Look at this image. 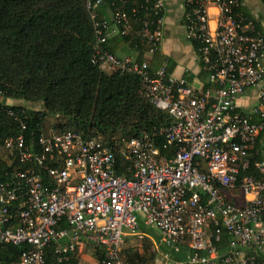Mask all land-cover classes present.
<instances>
[{
	"label": "built area",
	"instance_id": "built-area-1",
	"mask_svg": "<svg viewBox=\"0 0 264 264\" xmlns=\"http://www.w3.org/2000/svg\"><path fill=\"white\" fill-rule=\"evenodd\" d=\"M185 8L187 38L198 44L206 75L202 90L168 75L166 64L152 70L106 50L111 36H128L139 9L149 15L139 19L142 46L156 54L162 0L116 10L112 27L92 15L101 71L139 77L149 104L172 121L161 149L147 134L119 144L72 130H40L34 139L25 109L6 112L16 135L0 139V149L16 166L0 181V246L25 248L7 264H45L50 246L68 262L83 245L100 264H125L126 239H144L141 223L158 235L152 255L162 246L174 254L185 248L183 264H256L264 252V159L253 162L255 175L246 172L249 151L264 137V37L239 12L240 0H186ZM249 89L257 90V102L247 115L237 100ZM0 104L13 106L1 93Z\"/></svg>",
	"mask_w": 264,
	"mask_h": 264
},
{
	"label": "trees",
	"instance_id": "trees-1",
	"mask_svg": "<svg viewBox=\"0 0 264 264\" xmlns=\"http://www.w3.org/2000/svg\"><path fill=\"white\" fill-rule=\"evenodd\" d=\"M98 1L101 0H0V93L3 103L41 104V112L26 113L27 134L34 139L40 135L45 118L61 117L65 122L56 125L58 130L53 133L72 130L84 137H96L105 144H119L122 140L147 134L161 149L163 130L172 123L170 118L149 104L139 77L106 74L95 60L92 15L97 21L104 20L94 8L88 9L87 3L95 6ZM107 1L112 12L123 8L131 13L132 8L144 6L147 0H132L125 5L117 0ZM147 16L148 12L138 9V19L132 18L137 28L123 39L142 45L138 34L139 19ZM192 44L197 50L198 44L195 41ZM166 72L169 75L167 68ZM14 106L0 104L1 140L16 135V126L6 115L8 110L20 109ZM255 151H260L258 145L248 153L251 162L248 175H255L252 164L261 158L255 156ZM172 153L170 150L166 154ZM117 164L116 174H124V163L119 156ZM15 166L16 163L10 167L7 158L0 160V181H4L7 171ZM148 247L145 244L142 253L124 249L125 263H153L154 256L148 254ZM24 249L22 246H0V264L18 260ZM98 255L95 257L100 264ZM44 259L45 264H80L75 254L68 262H59L51 246L45 249ZM256 264H264V256L258 258Z\"/></svg>",
	"mask_w": 264,
	"mask_h": 264
},
{
	"label": "crops",
	"instance_id": "crops-1",
	"mask_svg": "<svg viewBox=\"0 0 264 264\" xmlns=\"http://www.w3.org/2000/svg\"><path fill=\"white\" fill-rule=\"evenodd\" d=\"M164 5L163 26H162V42L159 51L150 55L147 49L141 44H131V40H124L123 37L113 35L109 38L106 50L118 58H131L133 60L146 62L152 70H155L166 64V68L171 77L175 79H186L191 85L198 90H202L207 86L206 75L202 70L201 62L198 58L197 50L194 49L192 41L187 38L183 18L185 15L186 0H162ZM241 8L239 12L246 16L255 27V30L264 37V1L263 0H240ZM94 9L99 15V18L107 22L109 27H112L113 13L111 5L107 0L98 1ZM214 19V17H213ZM135 25V24H134ZM137 27L133 26L130 32H133ZM257 90L249 89L242 97L237 100L239 110L247 115H250L251 109L256 105ZM11 103V102H10ZM260 151H255V156L260 155V160L264 159V137L257 144ZM237 204H241L240 200H234ZM141 232L144 234L142 241L150 245V240H157L156 232L144 227L141 223ZM226 238V237H225ZM134 239H126L125 249H137L142 253L143 247L133 246ZM141 242V241H140ZM161 254L153 255L154 261L150 264H157L159 261L172 262L170 254L162 246H160ZM90 250L94 258L93 249L88 245H83L76 255L80 257L83 251ZM124 252V251H123ZM150 253V252H149ZM164 254H168L165 258ZM264 256V252L258 258ZM123 260L124 254L122 253ZM162 259V260H161ZM171 260V261H170ZM176 262V261H173ZM184 261L179 262L183 264ZM95 264H98L95 260ZM126 264V263H125Z\"/></svg>",
	"mask_w": 264,
	"mask_h": 264
},
{
	"label": "rangeland",
	"instance_id": "rangeland-1",
	"mask_svg": "<svg viewBox=\"0 0 264 264\" xmlns=\"http://www.w3.org/2000/svg\"><path fill=\"white\" fill-rule=\"evenodd\" d=\"M12 105L18 106L20 108H24L26 111H32V112H41L42 111V106L39 103H28V102H22V101H11ZM65 120L61 117H52V118H45L42 123V132L44 134H50L55 132L56 130V125L58 124H64ZM7 158L6 154L1 150L0 151V160L5 161ZM227 195H231L227 193ZM232 195H238L237 193H234ZM138 217H140V214H137ZM135 242L133 243V246L135 247H143L144 245H148L144 241H138L134 240ZM148 254L150 252V245L148 247ZM137 250V249H136ZM166 250V249H165ZM170 253V252H167ZM149 255H152L151 252ZM170 258L173 261L176 262H169V261H159L157 264H179V262L185 261L186 255H187V250L185 248L181 249V251L177 254H170ZM95 258L93 254L90 252V250H86L82 252V255L79 257V262L80 264H95ZM170 260V261H171ZM150 264V263H149Z\"/></svg>",
	"mask_w": 264,
	"mask_h": 264
}]
</instances>
